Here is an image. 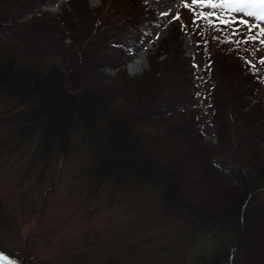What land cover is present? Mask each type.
<instances>
[{
	"label": "rangeland",
	"instance_id": "rangeland-1",
	"mask_svg": "<svg viewBox=\"0 0 264 264\" xmlns=\"http://www.w3.org/2000/svg\"><path fill=\"white\" fill-rule=\"evenodd\" d=\"M72 1L76 0H50L44 9L40 7L41 11L34 13L23 6V0H0L2 56L20 58L38 69L55 67L67 72L74 69L88 82L86 84L92 92L106 85H114L110 91L118 86V93L112 92V95L120 98L118 111L126 116L132 110L128 100L132 99L134 92L120 96L122 92L119 88L125 86L123 82L140 80L149 68L150 57L157 56L152 61L161 62L162 48H174L188 60L186 70L189 72L186 74L189 76L185 77L184 94L189 105L192 104L195 116L194 119L186 117L177 120L184 122L180 127V131L184 130L181 145L175 153L180 155L178 164L172 155L177 147L171 145L172 138L167 134L170 128H163L171 125L157 128V134L165 136L161 141L165 146L161 147L163 154L159 155V159L173 167L179 165L180 172L188 166L191 170L197 169L196 159L202 158L207 162L209 157L218 170L225 171L227 175L243 174L250 181L264 172V114L259 112L261 117L250 129L242 127L251 118L246 114L251 110L249 106L263 105L261 109L264 110V65L259 63L264 58V45L251 41V36L258 29L248 31L240 22L246 20L253 24L255 21L252 18L242 13H225L224 19H234L235 22L224 25L215 18H198L201 12L207 16L211 10L193 5L192 0H177L176 9L171 13L155 7L160 0H139L142 5L155 9L158 19L153 30L146 31L150 34L144 46L149 44L150 47L143 51L142 71L132 74L128 63L138 60L142 54L133 58L130 56L128 63L124 61L118 63L120 66L117 68H111L120 60L119 55L112 52V43L120 38L109 39V33L103 34L102 28L99 32L103 38L93 37L94 25L98 22H116L126 16L122 15L123 11L120 13L125 1L104 3V0H83L87 18L80 17V20L74 16L66 25L62 20L63 13L70 12ZM112 8L115 20L100 14ZM185 24L197 35L185 29ZM261 26L264 27V24ZM68 29L73 35L70 39L65 38V30ZM197 41L200 42L199 47ZM103 43H106L105 46ZM231 49L236 55L227 58L225 55ZM70 50L76 53L78 58H75L79 61L71 59ZM80 50L86 56L83 57ZM88 51L94 52V55H87ZM158 54L161 55L158 57ZM238 55L245 59L246 64H241ZM243 66L259 80L256 92L257 100L262 104L249 102V96L231 98L236 95L234 91L225 94L223 87H229L226 75L231 74L232 69L237 72H233L235 76H239L237 81L245 79L247 75L242 73ZM168 75V82L162 90L166 97H173L171 92L179 85L172 82L174 74ZM214 84H217V94L227 100V110H224L226 127L223 131L227 146L222 145L218 150L216 147L221 145L217 136L220 123L214 118L215 110L208 104L209 98L214 99V91H208V87ZM244 86L246 83L242 84ZM135 87L133 85L132 89ZM169 103L164 101L163 108ZM246 103L249 104L244 107ZM151 107L152 110L157 109L153 102ZM9 108L10 100L0 96V261L10 258L18 264H197L195 259L199 253L209 257L212 253L220 254L223 248L231 249L230 244H221L223 236L218 242L215 235L206 234L207 231L191 224V219L181 211L174 208L176 215L174 211H168L159 191L149 192L147 188L142 191L136 183L132 186L120 185L114 174L108 177L93 175L89 166L92 143L88 137L78 134V130L70 133L63 156L56 151L50 160L48 157L40 158L35 152L40 131L30 141L22 142L23 133L17 130L19 126L14 124L10 127L4 121L12 116L8 114ZM139 121L143 122V119ZM136 127L148 126L138 124ZM254 128L258 131L255 134L257 145L249 146L247 141L239 145L243 130L247 137ZM20 141V149L13 150ZM187 142L196 145L197 149L192 151L190 147H185ZM194 178L196 183L199 175ZM235 180L232 178L230 183H238ZM261 180L263 182L257 183L258 193L252 203L264 212V180ZM196 188L204 191L201 186L196 185ZM199 190L197 192L201 193ZM254 239L261 242L258 235ZM226 245L228 247L225 248ZM240 253L235 250L233 258H225L220 264H243L245 261Z\"/></svg>",
	"mask_w": 264,
	"mask_h": 264
},
{
	"label": "trees",
	"instance_id": "trees-1",
	"mask_svg": "<svg viewBox=\"0 0 264 264\" xmlns=\"http://www.w3.org/2000/svg\"><path fill=\"white\" fill-rule=\"evenodd\" d=\"M48 1L50 0H23L24 4H22L26 6L27 10L36 13L39 12V5H44ZM124 1L120 10V13L123 11L122 15L126 14L124 18L116 20V22H98L94 25L96 29L93 31V37L95 39L103 38L99 28L103 29V34L109 33V39L120 38L112 43V52L118 54L120 60L111 68H117L120 66L118 63L128 59L130 49L145 40L144 25L152 26L158 19L155 9L142 5L139 0ZM106 2L111 1L104 0V3ZM67 3L69 5V2ZM85 7L83 0L74 1L70 5V12L63 13L62 20L68 25L74 16L78 19L80 17L87 18V7ZM100 14L114 19L112 15L115 13L112 8L108 11H101ZM95 18L92 17V19ZM117 23L118 25H116ZM183 26L192 32L191 29L189 30L188 24ZM180 29L183 31L182 28ZM65 32H67L65 38H72L70 29ZM193 32L197 35L195 31ZM197 44L199 47L200 42L197 41ZM162 49L161 62L152 61L157 56L150 57L149 68L144 71L141 79L125 80L123 82L125 86L119 88V91L122 92L120 96L134 92L132 99L128 100L132 104V110L128 112V115L123 116L118 111L117 102L120 98H114L112 95V92L118 93V86L110 91L114 85L109 87L106 85L98 87L100 91L98 89L96 92H92L86 84L88 82L82 79V75L78 76L74 69H71L70 72L55 67L45 70L38 69L39 67L28 64L20 58L3 57L0 47V96L4 100H10L11 108L8 109V114H12L4 121L10 127L14 124L19 126L17 130L23 133L22 142L30 141L40 131L35 152L40 158L48 157L49 160L56 151L61 156L64 155L68 147L70 133L73 130H78V134L81 133L84 137H88L92 143L93 152L89 166L93 175L108 177L114 174L116 182L120 185L123 183L125 186H132L136 183L142 191L144 188H147L149 192L159 191L162 195L163 205L168 211H174L176 215L174 209L176 208L181 211V214H185L191 219V224H196L198 228L207 231L206 234L215 235L218 242H221L223 236L221 244L226 242L231 245V249L223 248L220 254L212 253L209 257L197 254L195 259L198 261L197 264H220L225 258H233L237 249L241 251L240 256L245 261L243 264H264V212L252 203V199L258 193L257 183L263 182L261 179L264 180V172L258 173L250 181L243 174L227 175L225 171L218 170L209 157L207 162L202 158L196 159L200 170L198 168L191 170L188 166L180 169V172L178 171L179 165L173 167L165 163L164 160H160L161 158L159 159V155L163 154L161 147L163 148L165 145L161 144V141L165 139V136L157 134V128L171 125V127L163 128H170V132L167 134L172 138L171 145L177 147L172 155L173 160L178 164L180 155H175V153L181 145L180 139L184 130L180 131V127L184 122L177 120L194 119L195 116L192 104L189 105L184 94L186 90L185 77L189 76L186 74L189 72L186 70L188 60L181 57L182 54L176 52L174 48L164 47ZM80 51L83 57L86 56L83 50ZM229 51L231 53L228 52L225 55L227 58L236 55L232 49ZM69 54L73 61H79L75 58H78L76 53L70 50ZM86 54L93 56L94 52L88 51ZM160 55L158 54V57ZM238 57L241 59V64H246L241 55ZM112 62L114 61L112 60ZM171 69L174 71H170ZM208 69L212 70L210 65ZM241 70L247 76L245 79L237 81L239 76L234 74L237 72L230 69L231 74L226 75L229 87H223L225 94L234 91L236 95L230 96L231 98L238 99L242 96H249V102L252 100L257 101L258 105L262 104V101L257 100L256 89L259 86V80L253 77L246 66H243ZM168 73L175 75L172 82L179 85L175 91L171 92L173 97H166L163 91V87H166L168 82ZM237 82L240 83L236 84ZM244 83H246V87H242ZM133 85L137 86L136 89H132ZM216 86L217 84L208 87V91L210 89L214 91L212 92L214 99L209 98L208 104L215 110L214 118L220 123L217 134L219 138H217L221 145L219 148L216 147L218 150L222 145L227 146L225 145L227 137L223 135L224 127H226L224 110H227L225 107L227 100L225 101L224 96L217 94ZM101 91L102 93H100ZM164 101H170L166 108L162 106ZM151 102L157 105V109L152 110ZM248 104L246 103L244 107ZM261 107L263 105L255 108L249 106V110H251L246 114L251 115V118L242 127L250 129L255 125L256 119L261 117L260 113L264 114ZM15 111L18 113H14ZM139 119H143V122H140ZM138 124L148 127H136ZM245 130L242 132L239 145L246 141L249 146L257 145L258 141L255 135L258 133L257 129H251L247 137ZM182 141L185 142V140ZM22 142H18V145L14 144L13 150L20 149ZM186 146L190 147L192 151L197 149H195L196 145L191 142H187ZM6 151L8 152V149ZM191 160L194 161V159ZM196 175H199V178L195 183L194 176ZM232 178H235L238 183L231 184ZM196 185L203 187L204 191L201 192L196 188ZM197 190L201 193H198ZM167 217L169 216L167 215ZM256 235L259 236L261 242L255 241L254 236ZM226 247L228 246L226 245Z\"/></svg>",
	"mask_w": 264,
	"mask_h": 264
},
{
	"label": "snow or ice",
	"instance_id": "snow-or-ice-1",
	"mask_svg": "<svg viewBox=\"0 0 264 264\" xmlns=\"http://www.w3.org/2000/svg\"><path fill=\"white\" fill-rule=\"evenodd\" d=\"M192 3L211 10L207 16L201 12L198 18L209 20L215 18L224 25L235 22L234 19H224L225 13H242L245 17L252 18L255 21L253 24H249L246 20L240 22L245 24L248 31H252L253 28L258 29L251 36V41L264 45V39H261L264 37V27L261 26V24H264V0H192ZM259 63L264 65V58Z\"/></svg>",
	"mask_w": 264,
	"mask_h": 264
},
{
	"label": "bare ground",
	"instance_id": "bare-ground-1",
	"mask_svg": "<svg viewBox=\"0 0 264 264\" xmlns=\"http://www.w3.org/2000/svg\"><path fill=\"white\" fill-rule=\"evenodd\" d=\"M92 1H95V0H92ZM172 2H173V0H161V3L163 5L162 9L164 12L171 13L170 8H171V4H173ZM143 60H144V58H143V54H142V56H140V58L138 60L135 59V60H133L132 63H130L129 70L132 74L140 72V70L142 69Z\"/></svg>",
	"mask_w": 264,
	"mask_h": 264
},
{
	"label": "water",
	"instance_id": "water-1",
	"mask_svg": "<svg viewBox=\"0 0 264 264\" xmlns=\"http://www.w3.org/2000/svg\"><path fill=\"white\" fill-rule=\"evenodd\" d=\"M4 264H14V263H11V262L7 261V262H5Z\"/></svg>",
	"mask_w": 264,
	"mask_h": 264
}]
</instances>
